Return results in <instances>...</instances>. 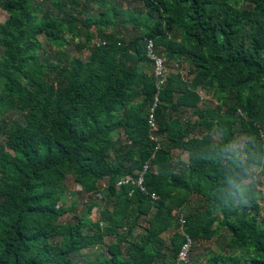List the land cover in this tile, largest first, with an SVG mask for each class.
<instances>
[{
    "label": "trees",
    "instance_id": "1",
    "mask_svg": "<svg viewBox=\"0 0 264 264\" xmlns=\"http://www.w3.org/2000/svg\"><path fill=\"white\" fill-rule=\"evenodd\" d=\"M132 1L0 0V264H264V0Z\"/></svg>",
    "mask_w": 264,
    "mask_h": 264
},
{
    "label": "rangeland",
    "instance_id": "2",
    "mask_svg": "<svg viewBox=\"0 0 264 264\" xmlns=\"http://www.w3.org/2000/svg\"><path fill=\"white\" fill-rule=\"evenodd\" d=\"M117 7L124 9V8H128L134 12H139L141 10H144L142 5L138 2L132 1V0H112ZM8 19V16L0 9V23L4 24ZM75 42H69L63 49V52H65L66 54H68V56L72 57H76L79 58L82 61H85L87 56H88V51L87 50H83L81 52H77L75 47H74ZM168 69H165L163 64H162V70H161V75H166L168 73ZM182 75H185L184 70L181 71ZM155 74V72H154ZM160 75V77H162ZM203 104L205 105H214L215 104V100L214 98L210 97H204V102ZM193 115H191L190 113H184L183 117H191ZM192 119H195V117H191ZM178 151H174V153H177ZM183 158H185V154H181ZM66 189L68 192H70L69 194H67L65 200L63 201L64 204L69 207L70 205H74V212L72 214L67 213L65 214L60 221L62 222H72L74 221V215H80L81 212L84 211L85 209V205L89 203V197L87 195H84L80 192V187L78 185H76L72 178L68 177L65 183ZM106 187V181H101L99 182V188L101 190L105 189ZM261 189V198H260V206H261V216H264V181L263 184L260 186ZM98 210L97 209H93L92 211V215H91V219L95 220L97 218V214ZM171 235L170 233H167L164 235L165 239H168V237ZM109 240L106 239L105 243H107ZM218 242L217 241H208L205 243H201L199 245H197V247L193 250V253L191 254L192 256L196 255V254H203L206 251H217L218 249ZM105 253V246L102 247H95V248H91L88 250H85L84 255L78 259L79 263H82L83 259H90V260H94L97 257H99L101 254ZM189 258V256H188ZM203 260V258H202Z\"/></svg>",
    "mask_w": 264,
    "mask_h": 264
},
{
    "label": "built area",
    "instance_id": "3",
    "mask_svg": "<svg viewBox=\"0 0 264 264\" xmlns=\"http://www.w3.org/2000/svg\"><path fill=\"white\" fill-rule=\"evenodd\" d=\"M146 50H147V53L150 59L154 61L155 75L157 77H160L161 70H162V60L154 57V55L152 54L153 43L151 40L146 41ZM149 125H150L151 130L156 128V124H155L152 114H149ZM150 137L151 139L155 140V138L152 135ZM149 167H150L149 163L146 162L142 166V169L136 173L137 178H134L133 176L125 175L117 181L116 187L119 189L120 187L125 186V185H134L138 187L140 191L145 192V188L142 186V181H143V176L148 171ZM150 197L152 200L157 199V196L155 194H151ZM178 221L180 222V225H181L180 228H182L184 221L181 216H179ZM183 236L186 241L178 252L175 264H184L188 260V253L191 247V240L186 235H183Z\"/></svg>",
    "mask_w": 264,
    "mask_h": 264
}]
</instances>
